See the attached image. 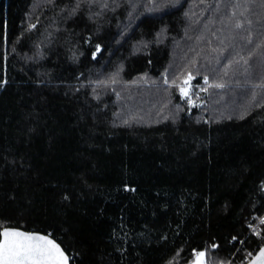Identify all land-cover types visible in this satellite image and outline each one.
I'll return each instance as SVG.
<instances>
[{"label":"trees","instance_id":"1","mask_svg":"<svg viewBox=\"0 0 264 264\" xmlns=\"http://www.w3.org/2000/svg\"><path fill=\"white\" fill-rule=\"evenodd\" d=\"M260 217L264 0H0V230L244 264Z\"/></svg>","mask_w":264,"mask_h":264},{"label":"snow or ice","instance_id":"2","mask_svg":"<svg viewBox=\"0 0 264 264\" xmlns=\"http://www.w3.org/2000/svg\"><path fill=\"white\" fill-rule=\"evenodd\" d=\"M181 92L186 94L183 89ZM261 222L264 223V220ZM0 237V264H67L63 251L44 236L5 229L0 232ZM198 255L203 257L205 253ZM251 264H264V248L260 249L259 256Z\"/></svg>","mask_w":264,"mask_h":264},{"label":"water","instance_id":"3","mask_svg":"<svg viewBox=\"0 0 264 264\" xmlns=\"http://www.w3.org/2000/svg\"><path fill=\"white\" fill-rule=\"evenodd\" d=\"M5 229H8V230H18V231H21V232H24V233H27V234H32V235L46 237L47 239L51 240L54 244H56L61 249V251H63L64 255L67 257V264H70V258L68 256V254L65 252V250L63 249V247L52 236H50V234H44V233L36 232V231H26V230H23L21 228H16V227H5V228H2L0 230V232H2ZM0 239H2V237H0ZM261 248H264V243L256 250V252L253 254V256L246 263H244V264H251V262L253 260H255L259 256V253H260V249Z\"/></svg>","mask_w":264,"mask_h":264},{"label":"rangeland","instance_id":"4","mask_svg":"<svg viewBox=\"0 0 264 264\" xmlns=\"http://www.w3.org/2000/svg\"><path fill=\"white\" fill-rule=\"evenodd\" d=\"M262 219V217H260V218H257L256 219V221L253 223V225H255V228H254V230H253V232H256V231H258L259 229H257L259 226H260V224L262 223L261 220ZM252 225V226H253ZM257 227V228H256ZM250 230H251V228H250ZM199 258L201 259H198L197 261H196V263L195 264H197V262L199 261V264H203V262H202V260H203V257H200L199 256Z\"/></svg>","mask_w":264,"mask_h":264},{"label":"built area","instance_id":"5","mask_svg":"<svg viewBox=\"0 0 264 264\" xmlns=\"http://www.w3.org/2000/svg\"><path fill=\"white\" fill-rule=\"evenodd\" d=\"M261 220H264V218L262 217V219ZM254 228H255V225H253V226H251V231H253L254 230ZM257 228V227H256ZM258 229V228H257Z\"/></svg>","mask_w":264,"mask_h":264}]
</instances>
